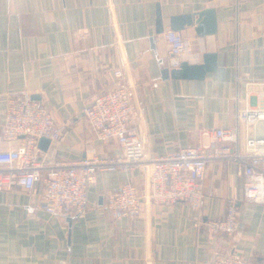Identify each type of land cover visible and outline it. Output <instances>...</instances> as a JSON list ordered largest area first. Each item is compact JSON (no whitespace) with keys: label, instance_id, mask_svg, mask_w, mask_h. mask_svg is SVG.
I'll return each mask as SVG.
<instances>
[{"label":"crops","instance_id":"crops-1","mask_svg":"<svg viewBox=\"0 0 264 264\" xmlns=\"http://www.w3.org/2000/svg\"><path fill=\"white\" fill-rule=\"evenodd\" d=\"M205 8L215 9L216 32L199 36L194 22L185 25L192 54L182 60L201 63L204 53H216L215 70L202 79H162L169 18ZM123 65L136 86L139 126L151 153L207 143L205 130L237 125V99L251 107L264 103L259 84L235 81L244 73L264 77V0H0V131L8 95H37L59 132L44 157L119 153L115 141L95 137L82 110L115 86L113 72ZM239 125L241 147L247 136H264V121ZM0 145L10 150L18 141ZM127 181L142 195L141 171L99 172L80 217L41 210L42 183L33 193L0 190V264H210L232 253L250 261L264 256V205L245 201L235 163L207 164L198 211L183 202L143 204L138 217H113L106 197ZM229 199L238 209L236 231L208 233L207 220L222 217Z\"/></svg>","mask_w":264,"mask_h":264},{"label":"built area","instance_id":"built-area-1","mask_svg":"<svg viewBox=\"0 0 264 264\" xmlns=\"http://www.w3.org/2000/svg\"><path fill=\"white\" fill-rule=\"evenodd\" d=\"M168 49L169 68H177L192 50L181 31L167 28L162 32ZM115 86L95 95L83 108L87 127L101 142L115 141L120 152L86 154L76 160L46 158L37 147L40 137L51 141L59 138L52 114L38 100L26 93L6 97V113L1 125L0 142L18 141L14 149L0 145V190L18 186L33 193L42 183L39 208L65 218L80 217L88 208V188L101 171L139 170L144 177L142 195L127 181L106 197L105 207L113 217H138L142 205L170 206L183 202L198 211L204 201L203 181L209 162L225 160L238 166L243 178L245 201L264 205V136H247L240 145V123L252 125L264 121V103L251 107L238 99L237 125L205 130L207 143L175 149L156 155L147 149V141L139 126L141 107L135 83L125 65L113 72ZM235 81L256 83L264 94V77L237 74ZM238 225L235 201L227 200L222 217L209 219L206 231L212 235L232 234ZM210 264H264V256L250 261L232 253L217 256Z\"/></svg>","mask_w":264,"mask_h":264},{"label":"water","instance_id":"water-1","mask_svg":"<svg viewBox=\"0 0 264 264\" xmlns=\"http://www.w3.org/2000/svg\"><path fill=\"white\" fill-rule=\"evenodd\" d=\"M195 23L194 30L197 35L204 36L207 34H214L216 32V15L214 8H205L195 13H186L171 16L169 18V28L176 31L184 29L185 25ZM163 31V25L160 12L156 13V33ZM216 68V53H204L201 63H189L186 60L180 62L177 68L165 67L161 71V78L173 79H202L207 72L214 71ZM33 100L39 101V96L32 95ZM50 145V139L40 137L37 142V147L46 152ZM69 222L70 218L67 219Z\"/></svg>","mask_w":264,"mask_h":264}]
</instances>
